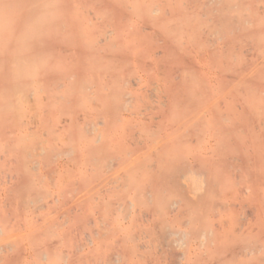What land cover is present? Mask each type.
Listing matches in <instances>:
<instances>
[{"label":"rangeland","instance_id":"374dc122","mask_svg":"<svg viewBox=\"0 0 264 264\" xmlns=\"http://www.w3.org/2000/svg\"><path fill=\"white\" fill-rule=\"evenodd\" d=\"M261 80L264 0H0V264H264V185L205 193L209 98Z\"/></svg>","mask_w":264,"mask_h":264},{"label":"bare ground","instance_id":"6f19581e","mask_svg":"<svg viewBox=\"0 0 264 264\" xmlns=\"http://www.w3.org/2000/svg\"><path fill=\"white\" fill-rule=\"evenodd\" d=\"M208 1V0H207ZM181 22V21H180ZM179 23V22H178ZM183 23V22H182ZM181 23V24H182ZM253 32V31H252ZM253 33H255V32H253ZM257 34V33H256ZM226 41V40H225ZM224 41V42H225ZM223 41H221V43H222V45H223V43H224ZM229 40H227V44L226 43H224L225 45V47L227 48H225L227 51H226V54H223L224 56L226 55V56H229V55H227V54H229L228 53V50L230 49V48H228L227 46H229L228 44L229 43H231L232 41H230L229 43ZM237 45V44H236ZM219 46H220V44H219ZM230 47H231V45H230ZM222 48V50H223V46L221 47ZM239 48V47H238ZM220 49V48H219ZM218 49V50H219ZM224 49V50H225ZM215 51H217V50H215ZM229 52H231V51H229ZM212 53V58H213V61H211L210 59H212L211 58V56H210V54H208L207 55V58H206V60L207 59H209V62L211 63L212 62V65L214 64V67H215V65L217 64V61H216V58H214L215 57V52H214V49H213V52H211ZM222 53H225L224 51H222ZM234 54V53H233ZM219 57H220V55L219 54H217ZM222 55V56H223ZM252 55V54H251ZM208 56H209V58H208ZM217 56V57H218ZM222 57V58H225V57ZM234 56V55H233ZM243 56L245 57L246 55L245 54H243ZM253 56H254V54H253ZM252 56V57H253ZM229 57H231L232 58V56L230 55ZM235 57V56H234ZM244 57H243V59H244ZM248 57V56H247ZM246 57V58H247ZM255 57V56H254ZM231 58H229V59H231ZM246 58L244 59L245 60V62H246V65H248V60L246 61ZM248 58H250V57H248ZM228 59V60H229ZM251 59V58H250ZM256 59V58H255ZM225 60V59H224ZM223 60V61H224ZM235 60V59H234ZM234 60H232V61H234ZM241 60V59H240ZM239 60V61H240ZM214 61H216L215 63H214ZM230 62H231V60H229ZM238 61V59H236L234 62H237ZM250 61V60H249ZM209 62L207 63V65L209 64ZM241 62V61H240ZM243 62V61H242ZM225 63V62H224ZM244 63V62H243ZM225 64H228V62L227 63H225ZM232 64V63H231ZM236 64H238V63H236ZM245 64V63H244ZM221 65H223V64H221ZM220 65V66H221ZM208 66H210L209 68L211 69V64H209ZM238 66V65H237ZM236 66V67H237ZM217 67V66H216ZM215 67V68H216ZM236 67H234V68H236ZM219 67H217V69H218ZM225 67H223L222 69V72L225 70L224 69ZM233 68V69H234ZM216 69V70H217ZM237 69V68H236ZM236 69H235V71H236ZM239 69V68H238ZM247 69V68H246ZM230 70V69H229ZM240 71H241V68L239 69ZM250 70V69H249ZM215 71V70H214ZM218 71V70H217ZM233 71V70H232ZM231 70H230V72H232ZM243 71V70H242ZM241 71V72H242ZM255 71V70H254ZM258 71H259V69H258ZM208 72H209V70H208ZM225 72H226V74H227V69L225 70ZM229 72V73H230ZM238 72V71H237ZM240 72V73H241ZM246 72V71H245ZM249 72V71H248ZM247 72V73H248ZM260 72H262L261 70H260ZM210 73V72H209ZM218 73H219V75H222L223 76V74H225L224 72L223 73H220L219 71H218ZM218 73H217V75H218ZM239 73V72H238ZM252 73V72H251ZM251 73H249V74H251ZM255 73V72H254ZM233 74V73H232ZM216 75V76H217ZM229 76L231 75V74H228ZM227 75V76H228ZM234 75V74H233ZM233 75H231L232 77H233ZM241 75H242V73H241ZM252 75V74H251ZM256 75V74H255ZM262 76H263V73L261 74ZM260 75V76H261ZM210 75L208 74V77H209ZM212 76V75H211ZM210 76V77H211ZM213 76L215 77V74H213ZM222 76H220V79L219 78H217V79H219V81H218V83L220 84V80L221 81H226V78L225 77H222ZM248 76H250V75H248ZM253 76V75H252ZM261 76V77H262ZM224 78V80H222V78ZM232 77H230L231 79H232ZM245 78H247L246 76H245ZM245 78H243L244 79V81H245ZM255 78V77H254ZM263 78V77H262ZM208 79V78H207ZM252 79V78H251ZM233 80V79H232ZM248 80H250L249 78H248ZM253 80V79H252ZM209 81V80H208ZM212 81V80H211ZM244 81H243V84L241 85V83H242V81H241V83H239L240 85H241V87H243V85L245 86V84H249L250 85V82L251 81H249L248 83H244ZM254 81V80H253ZM213 82V81H212ZM228 82V81H227ZM263 81L261 80V83L260 84H263L262 83ZM218 83H217V85H218ZM225 83V82H224ZM236 83V82H235ZM209 84H211V82L209 83ZM214 84V83H213ZM216 84V83H215ZM227 84L228 83H226V86L224 85V87H227ZM233 84H234V82H233ZM239 84L237 83V85H235L234 84V86H235V92H239V93H237V94H239V95H241V97H242V99H243V101L242 102H244V104H241L242 102L240 101V105H237L238 103L237 102H235V103H237V104H235V103H232V98H231V100H230V98H229V96H231V97H234V96H232L231 95V93H232V90L230 91V87L227 89V91L230 93V95L228 96V94L226 95V96H228L227 97V99H229L230 101H221V100H218V99H220V98H218V94H220V93H222L223 91L220 89V88H218L219 90H221V92H217V91H219V90H217L216 92L218 93L217 94V96H216V94H215V96L214 97H210L209 98V100H210V102H209V107H208V110H207V112L209 111L210 112V114L209 115H211L210 116V118H211V123L209 124V128H207V132L209 133V135L211 136L210 138H212V140H213V146L211 147V148H208V150L210 149V151H209V153H210V155L208 156L209 157V159H207V161H208V171H209V173H210V177H211V174H212V177H211V184H210V186L209 187H207L206 189H205V193L206 194H208V195H214V196H218L220 193H222V192H228V191H231L233 188H235L234 190H236V185H237V187H238V184H237V182H242V181H244V180H239V181H237L235 178H236V176L235 177H230V176H228L229 174H226L227 173V171L229 172L231 169L232 170H234V169H236V170H238V168L239 167H242V169L241 168H239V170L238 171H240V170H250L249 171V176L251 175V173H252V179L253 180H251V181H253V184H252V182L250 183V184H252V186L251 185H249V186H251V188H254V187H256V186H263L264 185V183H262V179H261V177H262V175H263V173H264V133H262L261 132V130H263V128L260 126V125H262V121H260L259 119H258V115H259V113L262 111L261 109H262V107H264V89L262 90V89H257L256 87H249V85H248V87H247V91H245L243 88V90H244V92H247V93H245V94H247V96L245 95L244 97L242 96V93H241V91H243V90H241V87L239 86ZM252 84V83H251ZM223 84L221 83V85H219V86H222ZM219 86H216V89H217V87H219ZM228 86H229V84H228ZM262 86V85H261ZM238 87V89L240 90H238L237 91V88ZM262 87H264V86H262ZM210 88V87H209ZM213 88V87H212ZM226 91V90H225ZM209 92H214L213 90L212 91H209ZM244 92H243V94H244ZM236 94V93H235ZM210 95H212L213 96V94L211 93ZM223 93L221 94V96L223 97ZM239 95H238V97H239ZM220 96V97H221ZM216 97H217V99H216ZM225 97V96H224ZM226 98V97H225ZM240 98V97H239ZM236 100H237V97L235 98ZM241 99V98H240ZM242 105V106H241ZM239 106V107H238ZM264 109V108H263ZM261 110V111H260ZM263 112H264V110H263ZM131 113V112H130ZM262 114V113H261ZM261 114H260V116H261ZM133 115V114H132ZM132 115H130V117L132 116ZM250 115H252V116H250ZM248 116H249V118L251 117L252 118V120H254L255 122H256V124H257V126H260V130H258V131H260V132H257V133H260V134H262L261 136L259 135L258 137H259V140H258V138H256L257 136L255 135V130H253L252 131V133H254V135L256 136H254L255 138H251L250 137V135L252 134H249V137L251 138H249L250 140H246L245 139V137L247 138V134H246V136L243 138V134L241 133L242 131H243V129H242V131L240 130V127H238V123H240L241 121H243V123H244V121L246 122L245 124H243L245 127H249V129H251L252 130V128H250V126H252V125H249V124H247L248 123ZM262 117H264L263 116V114H262ZM126 118V117H125ZM209 118V117H208ZM250 118V119H251ZM122 119V118H121ZM127 119V118H126ZM263 119V118H262ZM210 120V119H209ZM253 121H251V123H252ZM242 123V122H241ZM263 126H264V124H263ZM247 127V128H248ZM253 127V126H252ZM254 128V127H253ZM262 128V129H261ZM249 129H247L246 131H248V133L250 132V130ZM256 129V128H255ZM257 130V129H256ZM244 131H245V129H244ZM245 131V132H246ZM264 132V131H263ZM247 133V132H246ZM93 134H95V131H94V133ZM97 132H96V136H97ZM102 135V134H101ZM101 135H99L100 137H99V140H100V138H101ZM208 136V135H207ZM251 136H253V135H251ZM209 137V136H208ZM207 137V138H208ZM102 139V138H101ZM208 140H209V138H208ZM207 139H206V141H208ZM257 140L260 142V144H261V150H259V151H255V150H253L252 149V145L254 146L256 143H258L257 142ZM93 141H94V139H93ZM211 141V140H210ZM96 142V141H95ZM103 143H104V141H103ZM212 143V142H211ZM103 145L104 144H102V146H101V142H100V144H99V146L102 148L103 147ZM210 145V144H209ZM212 145V144H211ZM207 147V146H206ZM210 147V146H209ZM100 148V149H101ZM235 149H237V151H242V154H240V155H236V154H233L232 153V151L233 150H235ZM231 150V151H230ZM251 150V152H249ZM230 151V152H229ZM208 152V151H207ZM206 155H208V153L206 154ZM207 158V157H206ZM244 167L246 168V169H244ZM174 169H175V172L177 173V174H180L181 173V168L180 167H178V166H176V167H174ZM235 171V170H234ZM230 171L229 173H235L234 175H236L237 173V171ZM174 172V173H175ZM224 173V172H226V173H224V174H222L221 175V173ZM214 174V175H213ZM220 174V175H219ZM230 174V175H231ZM219 175V176H218ZM227 176L226 178L227 179H233V181H229V180H227L226 178H224V176ZM233 174L231 175V176H234ZM143 176V175H142ZM142 176H140V177H142ZM217 176L220 178L221 176H223V178L224 179H226V180H224L223 178V181L221 180V179H217ZM139 177V178H140ZM238 178V177H237ZM250 178V177H249ZM249 178H247V180H249ZM141 179V178H140ZM240 179V178H239ZM139 180V179H138ZM234 180H235V182H234ZM237 181V182H236ZM246 181V180H245ZM165 184L166 185H171V187L172 186H174V188L172 187V189L174 190V189H176L177 188V186H178V188L177 189H179V187H180V189L181 188H184V189H186L185 191L186 192H188L189 191V194H188V196H190L189 198H190V201L192 200V202L195 200V199H197L198 197H199V195H197L196 193H194V191H197V189H198V186H199V184H201L202 182H203V180L200 178V177H195V178H192V179H190V180H184V181H180L179 180V178H178V175L176 176V175H172V176H169V177H167V179H165ZM216 182V185H214V183ZM233 182V183H232ZM248 183H249V181H247ZM234 183H236L235 185H234ZM241 184V183H240ZM245 184V183H244ZM242 185V184H241ZM241 185H239V188H240V186ZM248 186V185H247ZM254 186V187H253ZM170 186L168 187L169 189L171 188ZM242 188L241 189H243V191H244V189L245 188H243L244 187V185H242L241 186ZM167 188V189H168ZM176 189V190H177ZM184 189H182L183 190V192H185L184 191ZM188 189V190H187ZM238 189V188H237ZM246 189H247V187H246ZM248 190H249V188H248ZM145 191H147V190H145ZM180 191V190H179ZM233 191V190H232ZM246 192H247V190H245ZM244 191V192H245ZM176 192H178V190L176 191ZM150 193V192H149ZM179 193V192H178ZM180 194H182V192L180 193ZM242 197V196H241ZM174 201H175V199H174ZM172 202H173V200H172ZM171 205V204H170ZM177 205H179V203L177 202ZM217 205V204H216ZM173 206V205H172ZM171 206V207H172ZM175 206V205H174ZM219 206V205H218ZM217 206V207H218ZM176 207V206H175ZM165 208V207H164ZM173 208V207H172ZM166 209H167V206H166ZM166 209H164V211L163 212H165V210ZM169 209H170V207H169ZM169 209H167V214L169 213L168 212V210ZM175 209H179V206H178V208L176 207ZM174 209V210H175ZM173 209H170L169 211L171 212ZM173 212V211H172ZM175 212V211H174ZM173 212V215L175 214ZM179 212V211H178ZM177 213V212H176ZM161 214L163 215V213L161 212ZM166 214V215H167ZM169 214H171L172 215V213H169ZM168 214V215H169ZM166 215H163V216H166ZM172 215V216H173ZM159 216H161V215H159ZM171 216V217H172ZM179 216V215H178ZM178 216H177V218H178ZM154 217H157V216H154ZM170 217V216H169ZM175 217V216H174ZM161 218H164V217H162L161 216ZM166 218V217H165ZM153 219V218H152ZM159 219V218H158ZM168 219V218H167ZM171 219V218H170ZM175 219H176V217H175ZM154 220V219H153ZM172 220H173V217H172ZM173 222V221H172ZM168 226V225H167ZM164 228V227H163ZM167 228V227H166ZM170 227H168V229H169ZM168 229H167V231H168ZM162 230V229H161ZM180 230V229H179ZM183 231V230H182ZM176 232V231H168V232H165L166 234H167V239H165V241H164V239L162 240V238H164V237H162V235H164L163 233L164 232H162V231H160V233H159V237H160V242H166L167 243V245H176V247L177 246H181L182 247V245L185 243V239H186V233L187 232ZM162 233V234H161ZM161 234V235H160ZM187 242V241H186ZM201 242H203V241H201ZM165 243V244H166ZM190 243H192V242H190ZM186 244H188V243H186ZM185 244V245H186ZM192 245V244H191ZM195 245V244H194ZM205 245V244H204ZM193 246V245H192ZM196 246V245H195ZM194 246V247H195ZM198 246L199 247H202V245L199 243L198 244ZM163 247V246H162ZM172 247V246H171ZM188 247V246H187ZM173 248V247H172ZM191 248V246L189 247V249ZM193 248V247H192ZM192 248H191V250H192ZM196 248H198V247H196ZM205 248V247H204ZM174 249V248H173ZM176 249H178V248H175V252H177L176 251ZM186 249H188V248H186ZM162 251V250H161ZM164 251V250H163ZM166 252H167V250H165ZM188 251V250H187ZM193 251V250H192ZM195 251V250H194ZM172 252H174L173 250H172ZM178 252H180V251H178ZM201 252V251H200ZM185 253V252H184ZM187 253V252H186ZM179 254V253H178ZM180 254H182V253H180ZM192 254H194V252H192ZM183 255V254H182ZM190 255V254H189ZM185 256V255H184ZM187 256V255H186ZM184 258V257H183ZM185 258H187V257H185ZM187 261V260H186ZM188 262H189V259H188Z\"/></svg>","mask_w":264,"mask_h":264}]
</instances>
